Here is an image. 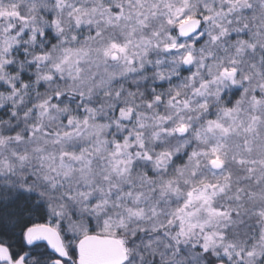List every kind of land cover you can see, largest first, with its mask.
<instances>
[{"label":"clouds","instance_id":"obj_1","mask_svg":"<svg viewBox=\"0 0 264 264\" xmlns=\"http://www.w3.org/2000/svg\"><path fill=\"white\" fill-rule=\"evenodd\" d=\"M20 193L117 264H264V0H0V200Z\"/></svg>","mask_w":264,"mask_h":264},{"label":"snow or ice","instance_id":"obj_2","mask_svg":"<svg viewBox=\"0 0 264 264\" xmlns=\"http://www.w3.org/2000/svg\"><path fill=\"white\" fill-rule=\"evenodd\" d=\"M190 21V17L180 21L182 32ZM185 59H190V55ZM209 124L225 133L228 131L215 121ZM184 130L185 126L180 125L178 131ZM211 151L210 163L219 167L222 160L218 150ZM66 240L68 237L54 226L43 205L34 203L23 193L7 202L0 200V264H49V261L70 264L72 260L75 264H117L114 245L119 242L87 234L74 246L66 244Z\"/></svg>","mask_w":264,"mask_h":264}]
</instances>
